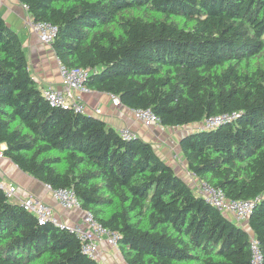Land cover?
Returning a JSON list of instances; mask_svg holds the SVG:
<instances>
[{
  "label": "trees",
  "instance_id": "16d2710c",
  "mask_svg": "<svg viewBox=\"0 0 264 264\" xmlns=\"http://www.w3.org/2000/svg\"><path fill=\"white\" fill-rule=\"evenodd\" d=\"M56 26L58 61L88 68L90 90L150 108L179 138L186 169L230 199H251L246 227L197 194L138 135L51 105L22 42L0 15L2 154L51 188L74 190L83 210L118 235L126 264H264V0H19ZM250 231H249V230ZM0 264H102L78 236L0 189Z\"/></svg>",
  "mask_w": 264,
  "mask_h": 264
},
{
  "label": "crops",
  "instance_id": "0c3cea01",
  "mask_svg": "<svg viewBox=\"0 0 264 264\" xmlns=\"http://www.w3.org/2000/svg\"><path fill=\"white\" fill-rule=\"evenodd\" d=\"M0 15L6 24L18 34L25 51L28 68L39 86L41 88L60 87L58 59L50 44L42 43L37 33L29 26L30 16L23 7V3L19 0H0ZM83 101L86 113L103 119L118 130L128 128L142 139L152 143L158 154L173 167L181 178L187 177V182L194 179L185 167L179 148V138L183 135L186 126L167 127L157 124L145 126L134 118L131 108L122 104L114 105L110 94L105 92L90 90L89 93L84 94ZM5 146V143H0V152ZM0 178L4 182L16 185L14 201L26 195H35L50 205L53 214L61 223L75 224L81 220L83 214L81 209L63 208L42 182L23 172L3 154L0 156ZM99 248L102 264H126L120 252L107 245L104 240L99 242Z\"/></svg>",
  "mask_w": 264,
  "mask_h": 264
},
{
  "label": "built area",
  "instance_id": "2783aa9c",
  "mask_svg": "<svg viewBox=\"0 0 264 264\" xmlns=\"http://www.w3.org/2000/svg\"><path fill=\"white\" fill-rule=\"evenodd\" d=\"M23 7L27 8L25 4H23ZM28 24L37 33L38 38L42 43L50 44L56 32L55 25L43 20L33 21L31 18H29ZM58 71L60 74V87H42L41 91L43 96L51 105L71 108L78 112H85L83 98L84 94L90 92V89L85 85V80L88 78L90 70L88 68L81 67H67L58 61ZM110 98L114 105L121 104L115 95L110 94ZM131 112L134 118L139 120L145 126L160 124L159 117L150 108H132ZM231 117L232 115L227 114L209 117L201 122L197 127L212 128L218 125L221 121ZM119 131L125 138L135 135V133L130 131L128 128H122L119 129ZM1 155L2 152H0V156ZM191 176L194 179L189 183L197 194L202 196L218 210L231 215L238 222L242 223L246 221L254 206V200L227 198L222 189L214 187L206 181L199 180L193 173H191ZM44 185L63 208H77L83 211L81 220L78 223H61L53 214L50 205L35 195H26L25 197L18 199L16 202H18L25 210L35 215L38 223L43 224L51 222L61 228H66L75 233L81 241L82 251L91 258L102 262L101 250L99 248V242L102 240H104L107 245L118 250L117 233L104 227L99 221H97L91 211L83 210L72 188L67 187L53 189L49 185ZM0 189L4 192V195L8 199L11 200L15 198L17 190L15 184L4 182L0 178ZM250 249L252 252V264H262L263 255L254 235L250 236Z\"/></svg>",
  "mask_w": 264,
  "mask_h": 264
},
{
  "label": "rangeland",
  "instance_id": "374dc122",
  "mask_svg": "<svg viewBox=\"0 0 264 264\" xmlns=\"http://www.w3.org/2000/svg\"><path fill=\"white\" fill-rule=\"evenodd\" d=\"M199 124H197V125H187V127H188V129L189 128H193V127H196V126H198ZM186 128V127H185ZM184 179H186V181H188V178L187 177H184ZM12 201H14V199H11ZM225 215H226V213H224ZM228 215V214H227ZM241 225L242 226H245V222H242L241 223Z\"/></svg>",
  "mask_w": 264,
  "mask_h": 264
},
{
  "label": "water",
  "instance_id": "95a60500",
  "mask_svg": "<svg viewBox=\"0 0 264 264\" xmlns=\"http://www.w3.org/2000/svg\"><path fill=\"white\" fill-rule=\"evenodd\" d=\"M245 225H246V223H245ZM249 230V229H248ZM250 231V230H249Z\"/></svg>",
  "mask_w": 264,
  "mask_h": 264
},
{
  "label": "clouds",
  "instance_id": "9594fccd",
  "mask_svg": "<svg viewBox=\"0 0 264 264\" xmlns=\"http://www.w3.org/2000/svg\"><path fill=\"white\" fill-rule=\"evenodd\" d=\"M246 227V226H245Z\"/></svg>",
  "mask_w": 264,
  "mask_h": 264
}]
</instances>
